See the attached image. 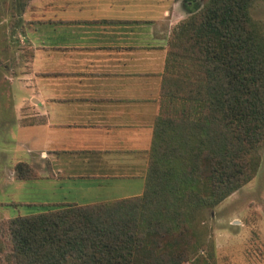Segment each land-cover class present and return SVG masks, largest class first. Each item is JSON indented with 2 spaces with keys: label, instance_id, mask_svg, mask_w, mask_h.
<instances>
[{
  "label": "trees",
  "instance_id": "trees-1",
  "mask_svg": "<svg viewBox=\"0 0 264 264\" xmlns=\"http://www.w3.org/2000/svg\"><path fill=\"white\" fill-rule=\"evenodd\" d=\"M254 1L205 0L171 30L143 191L7 217L10 264H216L197 222L255 175L264 146ZM13 172L41 176L25 160Z\"/></svg>",
  "mask_w": 264,
  "mask_h": 264
},
{
  "label": "crops",
  "instance_id": "crops-1",
  "mask_svg": "<svg viewBox=\"0 0 264 264\" xmlns=\"http://www.w3.org/2000/svg\"><path fill=\"white\" fill-rule=\"evenodd\" d=\"M204 1L13 0L11 32L26 47L10 79L14 136L41 176L12 167L11 182L60 190L50 205L140 194L168 37Z\"/></svg>",
  "mask_w": 264,
  "mask_h": 264
},
{
  "label": "rangeland",
  "instance_id": "rangeland-1",
  "mask_svg": "<svg viewBox=\"0 0 264 264\" xmlns=\"http://www.w3.org/2000/svg\"><path fill=\"white\" fill-rule=\"evenodd\" d=\"M12 3L13 0H0V264H10L5 257L8 244L2 234V221L44 210L50 204L42 201L60 193L49 184L44 186L42 181L11 182L9 178L13 162L26 155L25 146L17 143L14 136L12 104L19 94L13 89L12 95L10 79L23 73L20 70L25 65L22 56L26 47L20 36L11 32L15 12L11 10ZM250 10L264 30V0H255ZM24 109L19 110V117L25 121ZM260 157L255 175L219 203L206 208L197 222L201 234L213 243L216 264H264V146ZM185 264H192V260Z\"/></svg>",
  "mask_w": 264,
  "mask_h": 264
}]
</instances>
